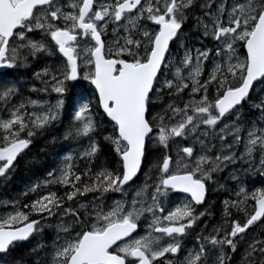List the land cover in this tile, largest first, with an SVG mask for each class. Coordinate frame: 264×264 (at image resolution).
<instances>
[{
  "label": "snow or ice",
  "instance_id": "obj_1",
  "mask_svg": "<svg viewBox=\"0 0 264 264\" xmlns=\"http://www.w3.org/2000/svg\"><path fill=\"white\" fill-rule=\"evenodd\" d=\"M194 5L195 0H0V70L27 67L30 57L58 53L64 58L34 73L44 85L42 89L29 88L36 93H47L50 88L57 94L54 104L27 98L9 109L8 118H0V162H4L0 177L29 148L32 137L60 121L68 82H87L112 125V134L103 140L118 157L117 166L93 170L91 165L103 153L97 139L103 121L96 119L91 98L75 95L63 139L86 142L79 152V158L86 161L85 169L77 173L75 157L66 153L62 164L48 173L50 179L32 185L25 196L55 184L69 190L63 195L51 190L37 194L31 204L23 205L28 212L14 204L12 212L0 217V254H9L20 242L42 231L40 220H30L31 215L50 218L63 212L72 223L58 228L65 235L54 240L46 264H230L227 249L236 253L241 243L246 246L240 264H264V239L246 241L242 235L253 226L264 229V188L248 193L242 187L237 195L243 199L224 202L226 218L235 208L244 212L246 222L232 220L230 229L214 228L215 235L201 231L196 238L198 249L183 246L188 230L207 214V209L198 211L196 206L205 204L207 184L214 173L237 160L250 163L259 152L257 171L264 177V126L255 121L247 126L237 107L250 99L254 81L264 86V0H205L202 7L207 9L204 15L209 22L197 17V27L203 29L204 37L217 42L214 53L197 48L193 55L181 44L184 53L177 61L169 54L170 42L183 36L186 10ZM110 25L111 44L104 38ZM239 48L246 49L243 59ZM210 53L212 67L201 80ZM210 85L216 92L211 99ZM165 89L175 97L189 89V99L182 105L175 101L164 105ZM18 92L14 81L0 79V99L5 105ZM157 104L164 106L154 112ZM253 106L264 124V99ZM29 108L39 111L29 112ZM201 125L206 126L202 131ZM245 131L246 136L242 135ZM197 133L202 150L207 138H219L214 157L194 156L193 146L184 145L183 141ZM227 136L233 140L225 144ZM242 141L244 151L237 155ZM215 147L213 144L207 151ZM144 166L148 168L144 183L135 188L129 201L128 191ZM82 176L86 182L82 183ZM108 192L121 193L124 198L105 206L103 197ZM88 193H100L91 202V210L85 203L79 209L64 206ZM173 193L186 194V198L169 206ZM249 200L254 201L251 214L244 207ZM145 217V233L134 236ZM182 249L185 254L181 257Z\"/></svg>",
  "mask_w": 264,
  "mask_h": 264
},
{
  "label": "rangeland",
  "instance_id": "obj_2",
  "mask_svg": "<svg viewBox=\"0 0 264 264\" xmlns=\"http://www.w3.org/2000/svg\"><path fill=\"white\" fill-rule=\"evenodd\" d=\"M68 2H71V0H68L67 3ZM203 3L204 2H201L199 4L196 3L194 5L195 8L193 9V12L190 14V33L187 35H183L179 41H175V48L173 49L170 55L174 56L177 61L182 58L183 53H184V48L181 47V44L191 49L193 51V55H195V49L197 48L210 49V50H213V53H214V50L217 46V42L214 39H212L210 36L204 37L203 29L197 27L198 25L197 17H199L204 22H209L208 17L204 15L207 9H204L202 7ZM229 3H231V0H229ZM65 10L69 12L72 11L71 8H67V7L65 8ZM111 33H112V26L110 25L108 29V35L106 36L108 38L109 44H111V41L113 39ZM121 34L122 35L124 34L123 30H121ZM238 51L240 53V58L243 59L244 55L246 54L245 49L239 48ZM212 59H213V54L210 53L209 60L204 63V72H203V75L201 76V80L206 79L207 76L209 75V70L212 67V64H211ZM77 83H79L80 85L79 87H72V85L77 84ZM68 85H69V90L64 96V100H65L64 113L60 121L56 123L53 127L47 129L48 132H46L47 135L49 136V141H48L49 145L68 142L67 143L68 149L62 150L59 155H56L54 157V162L56 161L54 164L55 167L52 166L53 168H51V170L44 171V175L47 178L43 176L44 177L43 181L35 179L33 181L30 180L29 182L25 183L23 185V189L25 191L23 190L21 195L10 193L8 196L5 192L1 193L3 195L0 196V204L2 203L0 205L1 207L0 217H4L8 213L12 212L14 204L16 208H19L22 211L28 212L29 209H26L23 206L21 207V204H22L21 199L24 196V193L28 192L29 188L32 185H35L38 182L43 184V182L48 180V178L50 179V177L48 176V173L50 171L56 170V168H58L62 164L63 156L66 153L73 154V156L76 159V160L74 159V163L80 161L79 152L81 150L82 145L86 146V142L84 141L75 142L72 140H64L63 136H64L65 130L69 127V124H70V115L72 112L74 96L83 94L86 97L91 98L92 107H93V103L95 102V96H92L91 88L89 87L87 82H84V81L68 82ZM164 91H165V95L163 96L164 105L172 101H175L177 104L182 105L184 102H186L189 99V96L187 95L189 89H185L184 93H181L180 97L167 95L166 94L168 92L167 89H165ZM215 95H216L215 88L212 85H210L209 86L210 99L214 98ZM39 97L40 98L38 99L40 100H46L54 104L57 99V94L54 92H51V89L49 88L47 93L41 91L39 94ZM261 99H264V86H261L260 83H258L256 88L254 89L252 97L246 102H244L242 107L240 106L242 121L247 126H251V123L253 121L257 123V126H264V124H262L259 119L260 111L253 106L256 103H259ZM164 105L157 104L154 107L153 111L154 112L160 111L161 107H163ZM12 107L13 106H10L8 110L5 112V114L4 113L0 114V118H8L10 114L9 109H11ZM33 110L39 111V109H31V108L28 109L29 112ZM99 118L100 116L96 117V119H99ZM229 120L230 121L234 120V118L230 117ZM205 127L206 126L201 125V131ZM52 128H55L56 131H52ZM218 129H219V126L217 127V130ZM107 133H109L108 135L112 134L111 130H108ZM242 135L246 136V131L242 133ZM197 136H198V133L194 134L193 136H190L188 140L183 141L184 145L193 146L194 156L197 154H207L208 156L214 157L217 154L218 149L220 147L221 141L219 140V138L217 137L216 139H211V138L206 139L205 137H199L200 139H206L207 147L202 150L201 144L196 139ZM232 140H233L232 136H227L224 143L225 144L231 143ZM213 144H215L216 147L212 148L211 151H207V148H210ZM236 151H237V155L243 153L244 151L243 141L241 142V145L236 149ZM172 155H173V158H175V148L172 151ZM34 158L36 159V157ZM149 159L151 160L152 157L150 156ZM29 162L30 161L25 163L27 167H28ZM0 165L2 164L0 163ZM92 166L96 167L95 164H93ZM102 166H105V165L100 164V167ZM259 166H260V154L259 152H257L254 155V157L251 159L250 163H246L243 160H237L235 164H229L228 167L224 168L222 171L213 174V181H209L207 184V188L209 189L208 192L210 195L209 196L210 199H209V203L205 207V209L210 211V215L201 217L200 220L197 222V224L201 226V229L196 232V235H198L201 231L203 232V235L206 234V232L204 233L205 231L204 229H206L207 227H209L208 229L209 231L207 232V235H209L210 233L215 235V233L213 232V229L216 227H220L222 229H230L231 221L236 220V218L239 216L241 212H238L235 208H231L230 209L231 215L226 218L224 216V208H225L224 202L225 201L232 202L238 199H243V195H240L239 197L237 195V193H240V190L242 187L248 193H251L252 191H255L257 189L264 188V177L260 176L257 171ZM10 170H13V169H10ZM10 170H8V172L6 173L5 178H7V176H11ZM147 171H148L147 166H144L142 169V174L137 180L138 183L136 185H132V189L128 191L127 199L129 201L131 200L132 196L135 194L134 193L135 188L144 183V180H145L144 173H146ZM233 176L238 177V179H233L232 178ZM154 179H155V172H153V180ZM51 186L52 185H49L48 187H44L41 190H38V193H40V195L47 194L48 191L51 190ZM57 191H59V189H57ZM149 192H151V189H149ZM28 194H31V193L29 192ZM35 196H37V194H35ZM97 196H100V193H88L86 196H77L76 200L72 202H66L64 206L69 207V205H71L73 208L79 209L80 203H85L89 205V210H91V202L93 201L94 197H97ZM182 196H186V195L179 194L178 196H174L172 194V196L170 197L171 204L169 206L175 205L176 203H182L185 199ZM123 198L124 197H122L121 193L108 192L104 194L103 204L105 206L111 205L114 200L123 199ZM34 199H36V197L31 198L29 201V204H31V202ZM3 203H5L6 205ZM97 203H100V201H97ZM249 205H251L250 200L245 202L244 207H248ZM2 209H5V210L2 211ZM35 216L41 219V224L38 225V228H42V231L36 232L35 235L26 243L18 244L9 254L0 255V264H46V262L51 259V253L53 251L54 240H56L58 235L60 237H63L65 235V233H63L62 231L58 232V228L64 225L65 223L71 224L72 218L65 216L63 212H60L54 216H51L50 218H47L46 214L44 218L38 215H31L30 218L35 217ZM145 218L147 221V217ZM226 219L228 221L227 223H225ZM141 220H143V218ZM145 230L137 234L143 235L145 233ZM242 235H245L246 241H251L253 238L264 239V229H262L259 226H253L252 228L248 230L246 234H242ZM220 236L221 238L223 237V232H221ZM196 238L197 237H195V239ZM184 240H186V243H183L184 249H191V248L198 249L199 245L197 244V242H192L195 246H190V244L187 243L188 240L190 241L192 240V237L189 238V236H187ZM60 242H63V241L61 240ZM41 245H43V247H41ZM245 246H246V243H241V245H238V251L236 253H231V250L227 249L229 254L232 256L230 264H240L241 254L243 253ZM208 247L210 248L211 246H208ZM183 251L184 250L182 249V252ZM182 252L179 254L180 256L181 255L183 256L185 254V252L183 254ZM212 254L214 255V253Z\"/></svg>",
  "mask_w": 264,
  "mask_h": 264
},
{
  "label": "flooded vegetation",
  "instance_id": "obj_3",
  "mask_svg": "<svg viewBox=\"0 0 264 264\" xmlns=\"http://www.w3.org/2000/svg\"><path fill=\"white\" fill-rule=\"evenodd\" d=\"M67 1L68 0H65V3H67ZM200 1L201 2H205V0H195V4L196 3H200ZM142 2H143V0H142ZM194 8H195V6H193L191 9L186 10L188 19L185 21V23L183 25V28L181 30L183 32V35H187L188 32H189V28H190V14L193 12ZM147 23L150 24L151 22L148 21ZM104 38L108 41V38L106 36ZM175 41L173 42V44L171 46L170 54L172 53L173 49L175 48ZM63 59L64 58L62 56H60L58 53L54 57H43L42 60L41 59L40 60H36V59H32L30 57L27 67H18V68H14V69H5V71L3 73L1 72L0 73V79L3 80V78H8L11 75L13 77L12 81L15 82V85L19 89L18 94L15 95L14 97H12L11 101L16 103V104H19L22 100H26L27 98H32V99L40 98L39 97L40 93L29 91L30 87H35L37 89H42V87H43V84L41 83V81L35 79L34 73L37 72V71H41V69L45 65L51 67V66L55 65L56 63L60 62ZM78 63H79V61H78ZM46 79H47V77H46ZM46 132H48V131L47 130L41 131L36 136L31 138L32 139V143L30 144L29 148L25 149L24 152H22L17 157L15 164L10 169L14 170V168L16 167L18 162L19 163H18L17 167L21 168L22 166H26V164H25L26 162L30 161L28 166L33 164L32 166L35 165L34 167H36V169H37V172L32 177L36 179L37 176H39L40 177L39 180L42 181V179L44 178L43 176H45L44 175V171L51 170L49 168V166H50L49 165V157H50L49 153L50 152L44 151V150L47 149V147H49V143H48L49 136L47 135ZM22 135H26V134H22ZM33 142H34V145H33ZM33 147H34V149H33ZM110 149L113 152V149H112L111 145H110ZM34 157H36V159ZM41 157H43V161L41 160ZM0 163L3 164L4 162H0ZM42 164H44L45 167H43ZM95 165H96V170H98V167L100 166V163L98 161H96ZM2 179H5V177L2 178ZM137 180L133 183V185H136L138 183ZM23 190H24L23 189V185H21V189H20L21 194H22ZM37 194L40 195V193H37ZM177 194L179 195V193H173L174 196H178ZM209 196L210 195H209V192H208V194L206 196V199H205V204L201 205V206H196L198 211H204L205 210V207L209 203V199H210ZM35 197L36 196L33 193L28 194L27 196L24 195L22 197V199H23L22 205H24V200L25 199H28L30 201L31 198H35ZM182 197L186 198V196H182ZM188 199H190V198H188ZM206 215H210V211L209 210H207V214ZM31 219L40 220V222H41V219H39V217H37V216L31 217L30 220ZM147 221H148V218H147ZM147 221H146V218H143V220H141L139 222V232H142V231H144L146 229ZM200 229H201V226L196 224V226H194L192 229L188 230L189 231V235H188L189 238L192 237V240L191 241L189 240L187 242V243L190 244V246H195L192 242H197V239H195V237H197L196 232L199 231ZM208 229H209V227L204 229L205 230L204 233L206 232V234H204V235H207ZM183 243H186V240H184ZM183 252H182V254H183Z\"/></svg>",
  "mask_w": 264,
  "mask_h": 264
},
{
  "label": "trees",
  "instance_id": "obj_4",
  "mask_svg": "<svg viewBox=\"0 0 264 264\" xmlns=\"http://www.w3.org/2000/svg\"><path fill=\"white\" fill-rule=\"evenodd\" d=\"M40 59L42 60L43 57L42 58H39V59H36V60H40ZM12 79H13V77L11 75L8 78H3L4 81H9V80H12ZM251 97H252V95L250 96V98ZM15 105H17V104L14 103V102H12L11 100L7 103V105H5L4 101L2 99H0V114L5 113L10 106H15ZM92 109H93L92 111H93L94 114H97L98 113V115L96 117L100 116V118L97 119V120H102L103 121V124L101 125V127L99 129V132L97 134V139L103 145V153L100 156L99 160H97V161L100 164H103V165L108 166V167L117 166L116 165V161H117L118 157L116 156V154H115L114 151L113 152L111 151L110 146L108 145V143H106L103 140V137L104 136H108L107 131L109 129L110 130L112 129V125L102 115V113L100 111V108L98 107V105L96 103V100L93 103ZM64 147H65V149L67 148V143L64 146H62L60 144H51V145H49V147H47L46 151H49L50 152V157H49V165H50L49 168L50 169L54 165V157L56 155H59L60 152L62 150H64ZM111 155H112V157H111ZM41 160L43 161V157H41ZM74 164L78 166V167L75 168V171L77 173H82L84 171V169H85L86 161L81 159L79 162H76ZM42 165H43V167H45L44 164H42ZM23 167H21V168L17 167L16 169L13 170V172H11V176H9L8 179L4 180V182L3 181L0 182V185L2 186L1 187V192L3 191L7 195H9L10 193L11 194H17L18 195L19 194V191L21 189V185H24L25 183L29 182L30 180H32V181L35 180L34 178H32V176H34L35 173L37 172L36 167H34L32 165L31 166L29 165L28 167L26 165V166H23ZM92 168H93L94 171L96 170V167L92 166ZM99 168H100V166L98 167V169ZM15 175H16V177H15ZM86 181H87V178L82 176V183L83 182H86ZM52 189L55 192H57L58 195H62L63 193H65L66 191L69 190V189H65L63 186H61L59 184L52 185ZM57 189H59V191H57ZM24 204H29V200L28 199H25L24 200ZM253 206H254V201H251V205H249L248 207H245L246 208V211L249 214L252 213ZM246 219H247V216L244 214V212H241L239 214V216L236 218V220H238L241 224H243L244 222H246Z\"/></svg>",
  "mask_w": 264,
  "mask_h": 264
},
{
  "label": "bare ground",
  "instance_id": "obj_5",
  "mask_svg": "<svg viewBox=\"0 0 264 264\" xmlns=\"http://www.w3.org/2000/svg\"><path fill=\"white\" fill-rule=\"evenodd\" d=\"M200 3H201V1H200ZM199 4V3H198ZM202 5V4H201ZM199 7V6H198ZM194 27V26H193ZM193 31V30H192ZM193 34V33H192ZM4 112V111H3ZM5 114V113H4ZM8 115V114H7ZM33 145H34V142H33ZM35 147V146H34ZM34 147H33V149H34ZM71 147V146H70ZM69 147V148H70ZM72 148V147H71ZM63 149V148H62ZM64 149H65V147H64ZM66 149H68V147L66 148ZM71 150V149H70ZM45 151V150H44ZM49 152V151H48ZM47 153V152H46ZM75 153V152H74ZM44 154V153H43ZM50 154V153H49ZM45 155V154H44ZM43 156V155H42ZM47 156V155H46ZM45 156V157H46ZM53 156V155H52ZM110 156V155H109ZM111 157H112V155H111ZM47 160V159H46ZM76 160V159H75ZM47 162V161H46ZM56 162V161H55ZM55 162H54V164H55ZM19 163V162H18ZM18 163H17V165H18ZM73 163H74V161H73ZM38 164V163H37ZM57 164V163H56ZM17 165H16V167H17ZM33 165V164H32ZM31 166V165H30ZM35 166V165H34ZM48 166V165H47ZM54 166V165H53ZM16 167L14 168V169H16ZM23 167V166H22ZM41 167V166H40ZM55 167V166H54ZM56 167H57V165H56ZM24 168V167H23ZM26 168V167H25ZM43 169V168H42ZM48 169V168H47ZM55 169V168H54ZM57 169V168H56ZM22 170V169H21ZM17 172V171H16ZM37 175V174H36ZM26 176V175H25ZM15 177H16V175H15ZM1 178H3V177H1ZM33 178V177H32ZM47 178V177H46ZM45 178V179H46ZM35 179V178H34ZM36 179H40V177L39 176H37V178ZM49 179V178H48ZM44 180V178L42 179V181ZM29 181V180H28ZM42 184V183H41ZM25 191V190H24ZM31 193V192H30ZM3 195V194H2ZM1 196V195H0ZM88 196H90V195H88ZM20 197V196H19ZM115 197V196H114ZM9 203V202H8ZM2 204V203H1ZM0 204V205H1ZM3 204H5V203H3ZM6 205V204H5ZM4 205V206H5ZM8 205V204H7ZM12 205V204H11ZM17 205V204H16ZM3 206V205H2ZM6 207V206H5ZM9 207V206H8ZM0 209H1V207H0ZM5 209H2V211H4ZM6 210H8V209H6ZM1 212V211H0ZM59 217V216H58ZM54 221V220H53ZM209 231V230H208ZM213 233V232H212ZM189 241V240H188ZM184 253V252H183Z\"/></svg>",
  "mask_w": 264,
  "mask_h": 264
},
{
  "label": "water",
  "instance_id": "obj_6",
  "mask_svg": "<svg viewBox=\"0 0 264 264\" xmlns=\"http://www.w3.org/2000/svg\"><path fill=\"white\" fill-rule=\"evenodd\" d=\"M171 43L172 42H170V46H171ZM245 53H246V49H245ZM167 55V54H166ZM5 70H0V73L2 72H4ZM259 81H254V83H253V88L250 90V95L252 94V91H253V89H254V87L256 86V84L258 83ZM237 107H239V106H237ZM101 109V108H100ZM101 112H102V109H101ZM103 113V112H102ZM105 116V115H104ZM106 117V116H105ZM106 119H107V117H106ZM108 120V119H107ZM15 162V161H14ZM140 175V174H139ZM127 186V185H126ZM125 186V187H126ZM207 195V194H206ZM200 206V205H199ZM138 230H139V227H138ZM138 232V231H137ZM136 233H134L133 235H135ZM25 242V241H24Z\"/></svg>",
  "mask_w": 264,
  "mask_h": 264
}]
</instances>
